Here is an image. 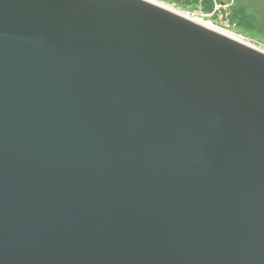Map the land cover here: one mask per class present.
Segmentation results:
<instances>
[{
  "label": "water",
  "instance_id": "obj_1",
  "mask_svg": "<svg viewBox=\"0 0 264 264\" xmlns=\"http://www.w3.org/2000/svg\"><path fill=\"white\" fill-rule=\"evenodd\" d=\"M0 264H264V53L146 0H0Z\"/></svg>",
  "mask_w": 264,
  "mask_h": 264
},
{
  "label": "rangeland",
  "instance_id": "obj_2",
  "mask_svg": "<svg viewBox=\"0 0 264 264\" xmlns=\"http://www.w3.org/2000/svg\"><path fill=\"white\" fill-rule=\"evenodd\" d=\"M156 1L185 12L190 18H199L218 29L238 35L264 50V0Z\"/></svg>",
  "mask_w": 264,
  "mask_h": 264
},
{
  "label": "bare ground",
  "instance_id": "obj_3",
  "mask_svg": "<svg viewBox=\"0 0 264 264\" xmlns=\"http://www.w3.org/2000/svg\"><path fill=\"white\" fill-rule=\"evenodd\" d=\"M146 1L147 2H151V3L155 4L156 6L162 7L164 9L168 10V11L176 13V14H178L180 16H184V17H188L189 16L187 13L181 12V11H178V10H174L171 6L163 4V3L159 2V1H156V0H146ZM191 19L193 21H195V22H198V23H200V24H202V25L214 30V31L220 32L221 34L226 35L227 37H229V38H231V39H233V40H235V41H237V42H239V43H241V44H243V45H245V46H247L249 48H253V49L259 50L260 52L264 53V50H261L260 48L256 47L255 45L251 44L249 41H247L246 39H244V38H242V37H240L238 35H234L232 33L225 32V31H223L221 29H218V28L212 26L210 23L204 22L203 20H201L199 18H195V17L192 16Z\"/></svg>",
  "mask_w": 264,
  "mask_h": 264
}]
</instances>
